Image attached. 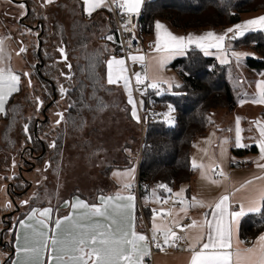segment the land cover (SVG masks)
Instances as JSON below:
<instances>
[{"label": "snow or ice", "instance_id": "snow-or-ice-1", "mask_svg": "<svg viewBox=\"0 0 264 264\" xmlns=\"http://www.w3.org/2000/svg\"><path fill=\"white\" fill-rule=\"evenodd\" d=\"M11 2L12 0H9V3ZM54 2L55 0H44V3L49 5ZM144 3L145 0H82L84 13L88 16L101 8H107L109 11L119 10V14L127 18L123 27L129 32L133 17L140 14ZM19 8L24 9L25 5L21 3ZM24 15L27 13H22L21 19ZM255 31L264 32V15L236 24L222 33L207 31L201 35L189 33L186 36L173 34L163 23L157 21L155 40L150 45L154 54H133L128 51L127 58L111 56L105 62L106 83L119 86L122 82L127 93V103L131 105V117L140 123L138 105L143 108L144 101H137L133 97V78L136 90L141 95L146 94L148 89L154 90L156 95H161L165 91L164 85L169 91L173 87L179 88V84H174L163 76V69L172 59L186 55L193 47L205 56L213 55L210 50L215 49L221 64H230V58H234L239 66L247 54L234 51L232 42L248 32ZM28 32L30 33L31 29H28ZM103 38L116 42L113 35ZM4 42L5 38H0V114H7L6 104L13 93L20 90L21 84V74L4 65ZM121 46L123 48V42ZM127 48H132V39L128 40ZM26 51L22 46L17 55ZM58 51L63 61L67 62L65 48L61 46ZM127 60H130L132 65H140L143 71L133 70L130 75L131 65ZM66 67L68 73L61 72V75L71 80L72 65L66 63ZM22 75L29 78L28 85L31 87L30 73L24 72ZM256 89L250 102L264 105V79L256 82ZM67 91L63 86L60 87L62 96L66 95ZM246 102L249 101L247 94H244L239 103L242 105ZM37 103L39 111L42 101L37 98ZM74 106L75 104H69V108ZM173 112L174 109L169 105L168 111L164 113V119L169 125L174 123ZM56 115L58 119L55 123L60 125L65 119L64 113L57 112ZM240 123L241 118L236 117L234 146L248 147L242 143L241 133L244 129L240 127ZM252 123L258 132V136L251 139L259 149V156L253 161L259 174H253L252 178L239 182L238 186L230 180L222 167L226 157L225 145L229 142L225 138L220 142L219 161L211 159L208 165L198 163L195 158L191 161L192 169L201 171L202 180L212 185H222L224 192L211 201L197 197H192L189 201L185 197L186 189L181 187L174 193L175 200H172L171 196L158 198L157 202L161 205H168L171 201L172 206L152 210L150 235H147L137 231L136 197L132 192L134 168L114 172V176L124 181L121 189L113 195L99 194L98 203H88L79 197L72 202L64 201L69 208L68 214L64 216H54L51 205L43 208L31 207L25 217L18 219L16 224L18 229L23 230V236L19 232L15 233L16 259L13 264H145L146 258L152 256L153 249L166 252L168 249H180L182 244V250L188 253L187 264H264V233L251 242L250 246L240 240L238 235L241 218L252 213L262 214L264 210V122L256 120ZM23 130L25 134L28 133L27 124ZM49 147L56 149V141H52ZM231 162L238 163L235 158H232ZM49 167L51 164L45 162L44 171ZM158 187L172 193V189L165 184ZM30 200H39V194L34 193L29 200L21 203L27 205ZM197 206L206 207L209 211L203 213L201 219L188 217L189 209ZM7 207H12L11 203ZM186 218L190 219L189 223L183 222Z\"/></svg>", "mask_w": 264, "mask_h": 264}, {"label": "trees", "instance_id": "trees-1", "mask_svg": "<svg viewBox=\"0 0 264 264\" xmlns=\"http://www.w3.org/2000/svg\"><path fill=\"white\" fill-rule=\"evenodd\" d=\"M24 1L29 6V14L22 20L21 24L35 25L38 22L44 24L41 56L37 54L38 47L34 50L31 49L30 54L34 52L36 61H39L41 57L45 65L40 66V69L36 68L35 65L31 64L30 58H27L31 69L29 73L32 85L29 87V78L20 73L24 82L21 84L20 90L9 98L6 104L7 114L0 117V124L7 121L11 125L10 130L3 131L0 142L3 145L0 146V158L2 159L0 160V167L8 166L5 160L6 155L3 153L5 149L20 148L19 155H21L22 149L26 148L28 144H32L34 153L39 155L43 152L42 143H46V138H50L52 141L54 135L53 141H56L57 148L53 149L49 147L50 144H47V148H51L47 155L50 154L51 158H56L63 147L67 133V131H62L63 123H65L64 128L83 124L82 115L84 111L93 110L92 103H99V100H102L99 94L108 86L105 62L111 56L122 57L120 56L121 46L117 26L112 12L107 8H101L90 19L86 18L82 8L78 9L79 20L71 27V34H65L64 31L61 33L59 29L58 46H55V42L49 46L48 39L52 36L53 28L58 22L56 21L57 23L50 28L47 21L48 18L53 17L44 16L43 10L60 7L62 2H55L42 8L39 0L36 2L35 0ZM37 1L40 3L39 6L35 4L38 3ZM79 6L81 7V5ZM263 12L264 0H146L141 12L139 36L141 41L146 44L147 40L155 34V22L157 21H165L173 29L180 32L214 31L224 30L241 23L245 15ZM107 35H113L116 42H106L103 37ZM96 36L99 38L96 39ZM55 39L53 37V40ZM61 46L65 48L67 53V62L63 61L58 51ZM232 49L234 51L247 50L255 54L256 57L248 56L244 59L245 65L255 73L264 72V32L247 33L244 37L232 42ZM53 63L58 67V74L53 69ZM66 63L72 65L71 80L61 75V72L68 73ZM171 68L178 72L181 78L180 87H173L170 91L166 87L163 94L152 93L143 100L145 109L157 108L160 111H165L171 105L175 109L176 116L174 126H168L163 120H149L145 125L138 164L141 199L143 196L151 197L150 194L153 191L161 197L166 196L167 192L158 187L160 184H165L170 188L178 187L179 189L189 184L196 174V171L191 167L192 151L196 141L206 136L212 129V115L222 110L231 112L238 105L237 96L240 95L241 89L235 87L231 81L233 76L232 62L220 64L213 56H205L199 49H190L186 55L176 59L171 64ZM53 86H63L68 90L63 98L65 119L60 125H56L48 119V121L36 126L37 118L42 117L45 106L53 98ZM37 98L42 101L39 111H37ZM239 98L243 97L239 96ZM58 103L56 104L58 105ZM69 104H75V106L69 108ZM55 105L47 110L48 116L52 110L55 111L53 109ZM27 107H29V111L34 112L32 117L24 114ZM19 118L20 120H18ZM18 121L22 122V129L25 124L30 123L29 133L25 134L23 131L24 145H19L18 140L14 143L9 138L10 131L13 130ZM136 126L141 131V124L137 123ZM29 136L31 139H28ZM9 141L12 142L11 147ZM255 149L256 146L244 149L234 148L232 152L235 156L243 157L253 153ZM27 152V156H29L30 152ZM8 160L9 167H11V155ZM241 165L246 164L232 163L233 167ZM18 190H22V188H18ZM97 194H100V191ZM75 195L86 198V195L77 192L72 193L69 197ZM30 206L35 207L36 205ZM143 211L148 219L151 207H143ZM26 213L21 210L17 221ZM138 214L141 218L139 211ZM16 223L4 234L11 236V240L5 248L9 254L15 250ZM263 232L264 210H262V214H248L241 220L240 236L242 239H256ZM2 237L0 235V239ZM1 246L0 244V251H2ZM14 256V253L8 256L9 259L6 264H11ZM6 258L7 256L4 260ZM2 262L0 261V264Z\"/></svg>", "mask_w": 264, "mask_h": 264}, {"label": "rangeland", "instance_id": "rangeland-1", "mask_svg": "<svg viewBox=\"0 0 264 264\" xmlns=\"http://www.w3.org/2000/svg\"><path fill=\"white\" fill-rule=\"evenodd\" d=\"M35 4L39 6L40 3L38 2ZM24 5L25 8L20 9L19 4H16L13 1L9 3V0H0V30L10 31V37L5 38L4 42L6 54L4 65L10 66L13 71L19 70L21 72L29 73L31 72V69L28 64L25 65L27 58H30L31 64L33 65L39 63V61L34 59V52H31L30 54V50H34L36 47H38L39 41L37 37L40 32L39 30L34 29L37 23L35 25H30L29 23H26L25 25L21 24L22 20L27 16L24 15L21 19L22 13L26 12L29 14L28 4ZM62 5L60 7L52 8L51 10H43L44 16L53 17L48 18L47 21L50 28H52L53 25L58 22L55 28H53L52 36L48 39L49 46H51L52 42H55V46H58L59 37L57 35L59 29L61 33L64 31L65 34L70 35L71 27L76 23V21L79 20L78 14L80 13H78L77 5ZM3 14H13V17L16 21L15 24H8V22L6 23L3 20L5 17ZM258 15L260 14L245 15L243 16V20ZM30 26H32V28ZM28 29H31L30 33L28 32ZM12 33L19 39H13V37L11 38ZM1 35L2 34H0V38H3ZM53 37L56 39L53 40ZM98 38L99 36H96V39ZM22 46L25 47L27 51L17 55L19 48ZM51 49L53 50V48ZM241 53H249V55L256 57L255 54H252L247 50H243ZM245 57L242 59V62L239 66L236 65L234 58H232L233 76L231 81L235 87H240L241 89L240 95L238 94L237 96L238 105L234 109L232 115H229V113L225 110L215 112L214 115H212V121L216 124L224 125L226 128L228 127L229 129H232V131H235L234 117H240L243 121L246 119V123L244 121L243 129L245 130L243 132V136L245 143L249 147H253L256 144L251 138L258 136V132L252 122L256 120L264 122V108L262 105L253 103H248L246 106H241L239 103V96L244 97V94H247L248 100H250V98L256 93V82L258 80L264 79V75H262L264 72L258 74L250 70L245 65ZM53 69L57 72V74L59 73L58 67L54 63ZM99 97L102 100H99V103H92V111H84V114L82 115L84 118L82 119L83 124H77L75 127L71 126L64 128L65 123H63L62 131H67L63 141V147L56 158L53 159L50 157L49 161L51 167H49L47 171H44L45 165H42L33 171L25 172L23 176H17L20 173L18 168L21 164V157L24 154L27 156L28 152L25 150L26 148L22 149L21 155H19L20 148L12 147L11 150L10 148L4 150L3 153L6 155L5 160L8 166L0 167V235L2 232H4V234L7 232V230H5L7 228L6 222H9L14 226L17 222L19 212L21 210L22 212H27L28 209L32 207L30 205H37L38 207L41 205H51L57 210L59 207L58 205L74 192L83 193L84 195L89 196L90 194H94V192H101L104 189H109L110 191L120 190L124 181L114 176V172L134 168V179L132 180V184L133 187L135 186L138 180L137 172L140 156L139 154L143 144L142 128L140 131L136 126V121L131 117V105L127 103V93L123 89L122 82L119 86L108 85L104 88L102 93L99 94ZM56 106L53 108L54 110L57 109L63 112L65 109V103L63 104V102H59ZM167 111L168 107L165 111H161L162 120L168 126H174L176 116L175 109L172 113L174 118V123L172 125H169L164 119V113ZM63 113L65 116V110ZM24 114L28 117H32L34 112L31 110L29 111V107H27L24 110ZM21 116L22 112L20 113L19 117L21 118ZM20 118L18 120H20ZM39 118L42 119V117ZM48 119H50L52 123H55L58 118L57 115L50 113ZM21 124L22 122L20 121L15 124L13 130L10 131L11 135L9 138L14 143H16L18 140L19 145H24V130L21 128ZM27 125L29 127L30 123ZM10 128L11 125L7 121H4L0 124V142L2 140L3 131L10 130ZM248 129H251V131ZM229 138L232 142L234 139L233 134H231ZM46 140V143L51 144L52 141L50 138H46ZM12 142L9 141L10 147L12 146ZM0 146H3L2 143H0ZM10 155L12 156L11 167H9L8 163ZM0 160L2 159L0 158ZM13 161H15V167H13ZM38 169L40 171H37ZM195 171L198 173V169ZM27 181L30 182L32 188L30 186L28 187V192L24 195V198L15 199L17 196L14 197L16 203L20 207V210L16 212L12 218L5 220L4 217L6 215L17 209L13 204L10 194L8 193V185L13 184L14 190L17 191L18 188H23L20 182ZM105 182H108L109 185L106 186ZM34 193L39 194V200H30L29 204L27 205L21 203L22 200H29ZM152 196L155 198V200L159 197V195L154 193V191ZM92 199H94V197H92L91 200ZM141 201L142 207L145 208L146 206H150L152 210L155 209L158 204V202L156 203L155 201H151V199L149 201L145 196L142 197ZM9 203L12 205L10 208L7 207ZM59 212L60 215L64 214V212L61 210H58L57 213ZM143 222L145 223L144 219L142 223ZM4 234L1 235L3 237L0 239V244L2 245V251H0V261L3 262L5 261L4 258L6 256L4 252H8L5 250L6 245L11 240L10 234H6V236Z\"/></svg>", "mask_w": 264, "mask_h": 264}, {"label": "crops", "instance_id": "crops-1", "mask_svg": "<svg viewBox=\"0 0 264 264\" xmlns=\"http://www.w3.org/2000/svg\"><path fill=\"white\" fill-rule=\"evenodd\" d=\"M39 1L41 2V7L42 8H44L45 5L49 6V4L44 3V0H39ZM55 2H62L61 5L62 4L63 5H77L78 6V9L82 8L81 10L84 13L83 5H82V0H55ZM145 2H146V0H145ZM144 4L142 5L141 12L143 10ZM79 5H81V7ZM98 10H100V9H97L95 12H93V14H96V12ZM258 14H260V15L255 16V17H252V18H256V17H259L261 15H264V12L263 13H258ZM3 15L5 16L3 18V20L6 23L8 22V24H15L16 21H15V19L13 17V14H3ZM252 18H249V19H252ZM249 19H246V20H249ZM246 20H243L242 22H244ZM159 22L163 23L175 35H184V36H186L189 33L196 34V35H201V34L207 32V31L180 32V31H177V30L173 29L172 26L169 23L165 22V21H159ZM225 30L226 29H224V30H214V32H216V33H222ZM0 34H2L1 36L3 38L10 37V31H6V30L1 31L0 30ZM12 37H13V39H15V38L19 39L13 33L11 35V38ZM154 40H155V34L150 39H148L147 42H151L153 44L154 43ZM191 49H195V48L193 47ZM210 51H212L214 53L211 56H213L214 58H216V60L219 62V60L217 59V55L215 54L216 50L215 49H212ZM242 51L243 50L236 51V52H240L241 53ZM148 54H154V53H152V50H150V52ZM248 56H253V55H249V53H247L246 57H248ZM179 57H181V56L175 57L168 64H166L165 67H164V69H163V73H162L163 76L166 79L172 81L174 84H180L181 78H180L178 72H176L175 70H173L171 68V64L176 59H178ZM230 59H231V62H232V58H230ZM27 64H28V62L26 60V64L25 65H27ZM14 72H16L18 74L24 73V72H21L19 70L14 71ZM23 82L24 81L22 80V77H21V84ZM21 84H20V86H21ZM255 89H256V86H255ZM256 91H257V89H256ZM248 101L249 102H246V103H244L242 105L240 104V105L241 106H246L248 103H251L250 100H248ZM262 106L264 108V105H262ZM227 112L229 113V115H232V113L234 112V110L231 111V112L230 111H227ZM225 115H227V114H225ZM2 116H4V114H0V117H2ZM234 119H236V117H234ZM244 121L246 123V119H244ZM244 121L241 119L240 127L242 129L244 127ZM228 129L229 128L228 127L226 128L224 125L216 124V123L213 122V127L207 133V135L204 136V137H202V138H200V139H198L196 141V143L194 145V148H193V151H192V159L195 158L198 163H201L202 162L205 165H208L210 163V160L211 159H215L216 161H219L220 160V142L222 140H224L225 138H227L229 142H228L227 145H225V148H226V157L223 160L222 167L224 168V170L228 174L230 180L233 181V182H235V183H237V186H238V183L239 182L244 181L246 179L252 178L253 174H259L258 169L256 168L255 163H253V161H255L258 158V156H259V149L255 145L256 146V149H255V151L253 153H249V154H247V155H245L243 157L235 156L233 154V152H232V150L234 148H236V149H244V148H250V147L249 146L248 147H241V148L235 147L234 146V139L231 142V140L229 138V136L231 134H233V137L235 138V131L234 130L233 131H228ZM234 129H235V126H234ZM243 132L241 133L242 138H243L242 139V143L246 144L245 143V140H244ZM213 133L215 134L214 136L212 135ZM232 158H235V160L238 161V163H240V164H246V165H241L239 167H233L232 166V162H231L232 161ZM262 162H264V161H262ZM138 171H139V166H138ZM209 175H211V174L209 173ZM213 178H218V177H213ZM137 179H138V172H137ZM105 185L108 186L109 183L108 182H105ZM183 187L186 189V191H185V197L189 201L191 200L192 197H197V199H203L205 201H211V200L216 199L221 193L224 192V187L222 185L221 186H216V185H212L208 181L202 180L201 179V171L199 169H198V173L195 174L193 180L189 184L184 185ZM115 192H116L115 190L110 191L109 189H104V190H102L100 192V194H103V195H106L107 196V195H113ZM154 193H156V192L154 191ZM98 195L99 194H97L95 192H94V194H90L89 196H85L86 198H83L80 195H75L73 197L71 196L69 198L64 199V201L72 202V201L75 200L76 197H79L80 199H83V200H85L88 203H98V200H97ZM150 195H151L152 198L148 196V200L150 201V199H151V201H155L157 203L158 198H160V196L155 200V198H153V196H152L153 195V192H151ZM92 197H94V199L91 200ZM64 201H62L58 205L59 207H58L57 210L53 208L54 209V216H64V215H67L68 214L69 208L63 203ZM139 202H142V201H139L136 198V200H135V204H136L135 215L137 217V231L145 234V231H143V223L144 222L142 223V221H143L144 218L141 216V214H140V216H141V218H140L139 217V214H138L139 206H140ZM158 204H157L156 208L158 207ZM35 207H38V206L36 205ZM43 207H48V206L41 205L38 208H43ZM58 210L63 211L64 214L63 215H60V212L57 213ZM207 211H209V209H207L206 207H204V208H201V207H198V206L197 207H192L188 211V217H190L192 219H201L202 216H203V213H205ZM24 217H22L21 219H23ZM151 217H152V208H151V212L149 214L148 219L146 218V215H145V219H144L145 220L144 229L146 227V222L148 224L150 223L149 224L150 226L149 225L148 226H149V228H151ZM243 218H241V220ZM183 222L184 223H189L190 222V219L186 218ZM240 223H241V221H240ZM16 232H19L20 235L23 236V230L18 229L16 227ZM238 235H239L240 240L245 241V243H246L247 246H250L251 245V244L249 245L246 242V240H244V239L241 238V236H240V224H239ZM254 240L255 239H252V242ZM14 247H15V243H14ZM183 247H184V245L182 244L180 249H171V251L170 252H167V253L156 252L155 254H153V256H151L149 258H146L145 264H187L188 253L186 251H183L182 250ZM14 255H15V250H14ZM15 259H16V255L14 256L11 264H13V261Z\"/></svg>", "mask_w": 264, "mask_h": 264}, {"label": "built area", "instance_id": "built-area-1", "mask_svg": "<svg viewBox=\"0 0 264 264\" xmlns=\"http://www.w3.org/2000/svg\"><path fill=\"white\" fill-rule=\"evenodd\" d=\"M111 12H112L113 18H114L116 26H117V30H118V34H119V38H120V42H119L120 46H121V42H123V48L121 46L120 56H122L124 58H127L128 51H131L133 54H140V53H147L148 54L150 52V50H151L150 45H152V43L151 42H147L146 44H144L141 41L140 36H139L140 35V31H141L140 19H141L142 14L140 13L138 16H134L133 17L131 25H129V27L131 29V31L129 32V31H125L124 27H123V25L127 21V18L126 17H122L119 14V10H113ZM93 16H94V14H92L91 16L86 15V18L90 19ZM129 39H132V48L130 50L127 48V42H128ZM105 41L106 42H112V41H107L106 39H105ZM127 63L129 65H131L130 72H129L130 75H131V71H133V70L137 71V72H142L143 71V69L141 68L140 65H138V64L137 65H132V62L130 60H127ZM163 87L165 89L167 86L164 85ZM132 91H133V97L137 101L144 100V98L147 97L148 95H150L152 93L153 94L156 93L154 90L148 89L146 94L141 95V93L136 90L134 78L132 80ZM138 114L141 117L140 124H141L142 132H143L142 138L144 136L145 125H146V123L149 120H151V121H161L162 120V112L159 109H157V108L145 109L144 105H143V108H140L139 105H138ZM140 188H141V184L137 180L134 188H132V192L134 193V195L136 196V198L139 201H141ZM171 189H172V193L171 194L167 193L166 196H162V197L171 196L172 200H175L174 193L179 191L180 189L178 187L171 188ZM139 204H140V206H139L140 214L145 219V214H144L141 202H139ZM171 206H172L171 205V201H170V203L168 205H161L159 203L158 207L156 209L161 208V207H164L165 209H167V208H169ZM149 229L150 228H149V226H148V224L146 222L145 234L150 235ZM246 242L250 245L251 242H252V239H247ZM170 251H171V249H168L166 252H161V253H167V252H170ZM156 252H160V251L153 249V254H155ZM153 254H152V256H153Z\"/></svg>", "mask_w": 264, "mask_h": 264}, {"label": "flooded vegetation", "instance_id": "flooded-vegetation-1", "mask_svg": "<svg viewBox=\"0 0 264 264\" xmlns=\"http://www.w3.org/2000/svg\"><path fill=\"white\" fill-rule=\"evenodd\" d=\"M41 57H40V60H39V63H36V65H38L37 66V68H39L40 69V66H41V64H40V61H41ZM44 61V60H43ZM35 65V66H36ZM44 65H45V63H44ZM43 65V66H44ZM43 66H41V67H43ZM44 80H48L47 78H43ZM55 96H56V101L52 104V106L53 105H55L57 102H63V98H64V96L65 95H61V93H60V87H56V86H53V98L50 100V102L52 101V100H54V98H55ZM60 100V101H59ZM64 104V103H63ZM48 105V104H47ZM57 105V104H56ZM55 105V106H56ZM54 106V107H55ZM46 107V106H45ZM56 107H58V106H56ZM51 108V107H50ZM45 109V108H44ZM44 111V110H43ZM57 112H62V111H60V110H55V111H52V114H55L56 115V113ZM58 118V117H57ZM44 119V113H43V115H42V120ZM41 124V123H40ZM32 142V141H31ZM47 144L48 143H42V146H43V152H42V154H39V155H36L35 153H34V150H33V148H32V144H28L27 146H26V151H29L30 152V155L29 156H25V154L21 157V164H20V166H19V168L18 169H20L21 167H23V169H22V174L20 175V173L17 175V176H23V174H25V172H28L27 170L28 169H30L31 168V166L34 164L35 165V167H34V169H36L37 167H40V166H42V165H45V162H48V163H50V161H49V159H50V154L49 155H47V152L49 153V151H51V148H47ZM25 152V151H24ZM32 152H33V154H32ZM20 184L22 185V190H17L16 192L18 193V194H20V195H18L17 197H15V199H17V198H21V199H23L24 198V195L25 194H27V192H28V187L30 186V182L29 181H27V182H20ZM32 188V187H31ZM23 201V200H22ZM7 227V226H6ZM5 253V255L8 257V256H10L11 255V253L9 254L8 252H4Z\"/></svg>", "mask_w": 264, "mask_h": 264}, {"label": "water", "instance_id": "water-1", "mask_svg": "<svg viewBox=\"0 0 264 264\" xmlns=\"http://www.w3.org/2000/svg\"><path fill=\"white\" fill-rule=\"evenodd\" d=\"M12 1H13L14 3H16V4L24 3V4L27 5V2H26V1H18V0H12ZM28 13H29V11H28ZM27 15H28V14H27ZM30 27L32 28V26H30ZM34 29H35V30H40V34H39L38 37H37V38H38V41H39L37 54H38V56H41L42 35H43V33H44V25H43L41 22H38L37 25H36V27H34ZM40 64H41V66L44 65V61H43V59H41ZM37 66H38V65H37ZM55 101H56V96H55L54 100H52L51 102H49L48 105L45 107V109H44V111H43V113H44V119H43V120L40 119V118L37 119L36 126H38L40 123H44V122L48 121L47 110L52 106V104H53ZM36 131H37V130H36ZM36 131H35V133H36ZM32 154H33V152H32ZM34 167H35V165L33 164V165L31 166V168L28 169L27 171H33V170H34ZM22 169H23V167H21V168L19 169L20 174H22ZM30 187H31V184H30ZM11 190H12V193H11ZM8 193L10 194V196H11V198H12V200H13V204H14V206H16L17 209H16L15 211L11 212L10 214L6 215V216L4 217L5 220H7L8 218H12V217L16 214V212H18V211L20 210V207L18 206V204L16 203V201H15V199H14L15 196H18V195H20V194H18V193L14 190L13 184H9V185H8ZM6 224H7V228H6L5 230H10L12 227H14V226H13L12 224H10L9 222H6ZM3 234H4V232H2L1 235H3ZM13 253H14V252H12L11 254H13ZM8 259H9V257H8V258H7L2 264H6V262H7Z\"/></svg>", "mask_w": 264, "mask_h": 264}]
</instances>
